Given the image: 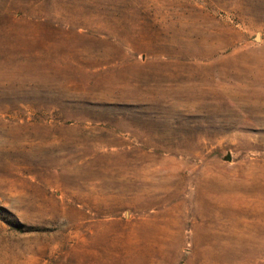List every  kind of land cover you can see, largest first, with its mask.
<instances>
[{"label":"rangeland","instance_id":"rangeland-1","mask_svg":"<svg viewBox=\"0 0 264 264\" xmlns=\"http://www.w3.org/2000/svg\"><path fill=\"white\" fill-rule=\"evenodd\" d=\"M0 206V264H264V0H0Z\"/></svg>","mask_w":264,"mask_h":264},{"label":"trees","instance_id":"trees-1","mask_svg":"<svg viewBox=\"0 0 264 264\" xmlns=\"http://www.w3.org/2000/svg\"><path fill=\"white\" fill-rule=\"evenodd\" d=\"M5 210V207H3V206H0V217H4L3 215H1V212H3ZM4 218H6V217H4ZM12 222V221H11ZM16 224H18V226L20 227V228H22L24 225L22 224V223H19V222H16Z\"/></svg>","mask_w":264,"mask_h":264},{"label":"water","instance_id":"water-1","mask_svg":"<svg viewBox=\"0 0 264 264\" xmlns=\"http://www.w3.org/2000/svg\"><path fill=\"white\" fill-rule=\"evenodd\" d=\"M256 40H259L260 39V35H259V33H257V35H256V38H255Z\"/></svg>","mask_w":264,"mask_h":264}]
</instances>
